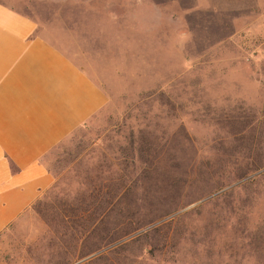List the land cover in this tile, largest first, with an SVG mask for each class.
Wrapping results in <instances>:
<instances>
[{"label":"rangeland","instance_id":"obj_1","mask_svg":"<svg viewBox=\"0 0 264 264\" xmlns=\"http://www.w3.org/2000/svg\"><path fill=\"white\" fill-rule=\"evenodd\" d=\"M25 1L107 101L0 264H264V0Z\"/></svg>","mask_w":264,"mask_h":264},{"label":"crops","instance_id":"obj_2","mask_svg":"<svg viewBox=\"0 0 264 264\" xmlns=\"http://www.w3.org/2000/svg\"><path fill=\"white\" fill-rule=\"evenodd\" d=\"M13 1L0 0V232L53 185L44 155L107 101L66 48L36 31L33 7Z\"/></svg>","mask_w":264,"mask_h":264},{"label":"trees","instance_id":"obj_3","mask_svg":"<svg viewBox=\"0 0 264 264\" xmlns=\"http://www.w3.org/2000/svg\"><path fill=\"white\" fill-rule=\"evenodd\" d=\"M111 198H114L113 196H112V193H111ZM37 200V199H36ZM113 200V199H112ZM33 205V204H32ZM32 208H33V206H32ZM93 213V212H92ZM80 218H82L83 217V213H81L80 214V216H79Z\"/></svg>","mask_w":264,"mask_h":264}]
</instances>
